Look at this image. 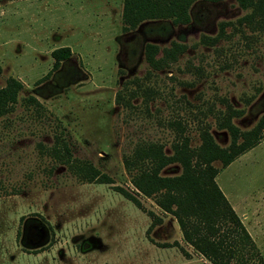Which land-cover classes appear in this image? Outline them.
I'll return each mask as SVG.
<instances>
[{"label": "rangeland", "instance_id": "1", "mask_svg": "<svg viewBox=\"0 0 264 264\" xmlns=\"http://www.w3.org/2000/svg\"><path fill=\"white\" fill-rule=\"evenodd\" d=\"M123 3L0 0V88L21 84L0 114V264H210L173 215L136 191L124 159L149 142L171 155L179 134L197 147L204 129L227 147L218 123L231 110L240 130L253 128L264 116V31L237 23L249 11L237 0H196L186 24L145 20L125 30ZM172 42L184 51L152 68L146 43L159 58ZM61 47L70 56L54 68ZM55 146L66 147L67 162ZM213 165L264 255V137L228 166ZM95 170L108 182L90 181ZM181 172L174 162L160 174ZM29 223L46 231L42 242H27Z\"/></svg>", "mask_w": 264, "mask_h": 264}, {"label": "trees", "instance_id": "2", "mask_svg": "<svg viewBox=\"0 0 264 264\" xmlns=\"http://www.w3.org/2000/svg\"><path fill=\"white\" fill-rule=\"evenodd\" d=\"M195 1L124 0L123 28L133 29L142 21L158 19H170L173 24H186L190 20L189 8ZM237 2L240 7L249 10L237 23L264 31V0ZM223 25L222 23L221 31ZM213 40L214 38L211 39ZM184 49L183 44L172 42L170 47L162 49L163 55L157 58L159 47L146 43L144 55L152 68H160L176 60ZM51 54L55 60L53 67L57 68L62 60L70 56V49L57 48ZM20 88L19 81L12 78L0 88V114L7 112L15 102ZM235 114L236 111L231 110L218 123L220 128H225L230 134L227 147H220L204 129L200 131L201 143L197 147L190 145L188 136L179 134L172 145L173 154L167 155L162 144L144 143L136 146L133 154L124 159V164L130 172L136 171L130 173L131 183L136 191L154 198L157 206L173 215L183 240L210 264H264V255L215 181L218 169L213 165L214 161L219 160L222 167H226L264 137V116L253 128L242 131L231 121V116ZM53 155L64 162L70 157L66 147L61 146L54 147ZM174 162L181 165L182 172L177 176H162L161 170ZM95 178H99V182H108L105 181L108 180L105 175L99 177L96 170L89 180ZM120 190L127 199L140 207V202L133 193Z\"/></svg>", "mask_w": 264, "mask_h": 264}, {"label": "flooded vegetation", "instance_id": "3", "mask_svg": "<svg viewBox=\"0 0 264 264\" xmlns=\"http://www.w3.org/2000/svg\"><path fill=\"white\" fill-rule=\"evenodd\" d=\"M27 228H29L30 230L37 229L36 223H29ZM29 229H27V231ZM40 234H41V231H39V229L37 231L35 230L34 235L32 234V237H30L31 234L28 233L27 237H26L27 242H29L31 244H36L38 242V239L41 237Z\"/></svg>", "mask_w": 264, "mask_h": 264}, {"label": "water", "instance_id": "4", "mask_svg": "<svg viewBox=\"0 0 264 264\" xmlns=\"http://www.w3.org/2000/svg\"><path fill=\"white\" fill-rule=\"evenodd\" d=\"M39 231H41V234H40L41 237L38 239V242L37 243L42 242L45 239V237H46V231L44 229H42V227H40Z\"/></svg>", "mask_w": 264, "mask_h": 264}]
</instances>
